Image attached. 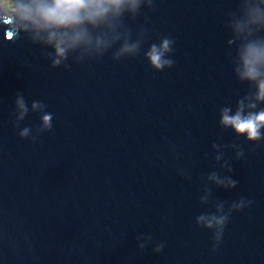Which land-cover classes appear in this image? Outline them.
<instances>
[{
	"label": "water",
	"instance_id": "1",
	"mask_svg": "<svg viewBox=\"0 0 264 264\" xmlns=\"http://www.w3.org/2000/svg\"><path fill=\"white\" fill-rule=\"evenodd\" d=\"M238 7L154 0L125 20L133 33L148 30L138 57L114 62L109 52L69 59L67 69L0 28V264H264V141L251 151L218 127V109L247 92L232 76L235 46L223 27ZM164 36L175 41L174 63L157 72L143 52ZM17 92L29 113L14 127ZM33 101L45 107L32 111ZM44 112L52 128L33 140ZM234 143L240 159L226 147ZM241 198L251 204L232 212L211 252L212 233L196 216Z\"/></svg>",
	"mask_w": 264,
	"mask_h": 264
},
{
	"label": "clouds",
	"instance_id": "2",
	"mask_svg": "<svg viewBox=\"0 0 264 264\" xmlns=\"http://www.w3.org/2000/svg\"><path fill=\"white\" fill-rule=\"evenodd\" d=\"M141 8L152 10L154 0H0V28L4 30L5 40L22 38L32 45L39 46L50 67L71 65L99 60L111 52L114 62L136 58L140 55L149 33L140 26L135 33L127 26L125 20L134 21L141 14ZM230 34L227 47H234L229 57L232 76L239 84L247 85V92L236 99L235 105L222 106L218 109V127L230 130L237 138L252 144L251 151L264 141V0H239L238 9L229 14L223 25ZM173 38L164 36L158 43H151L143 52V59L154 71L171 68L174 61L170 58L174 49ZM14 127L29 113L24 96L15 95ZM41 101H33L32 111L42 110ZM52 114L44 112L40 116V126L36 129L35 139L40 133L52 128ZM32 129L23 127L18 132L21 139L29 138ZM212 148H217L213 143ZM235 150L236 159L244 156L239 144H230ZM220 160V156L215 157ZM223 167L231 172L228 161ZM209 179L218 185L233 189L237 181L230 176L218 178L213 173ZM251 201L241 198L224 211L217 206L211 213L196 216L198 225L212 233L210 251L215 252L221 242L225 225L233 211L248 207ZM148 239H151L149 236ZM141 248L144 245L140 246ZM163 244L158 243L154 249L160 252Z\"/></svg>",
	"mask_w": 264,
	"mask_h": 264
}]
</instances>
